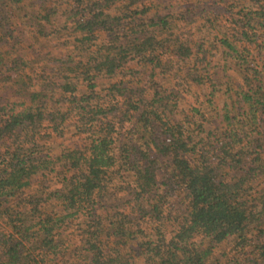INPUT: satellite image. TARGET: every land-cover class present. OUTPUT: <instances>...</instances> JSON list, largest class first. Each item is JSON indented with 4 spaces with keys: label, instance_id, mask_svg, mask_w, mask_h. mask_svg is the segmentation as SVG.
I'll return each mask as SVG.
<instances>
[{
    "label": "trees",
    "instance_id": "trees-1",
    "mask_svg": "<svg viewBox=\"0 0 264 264\" xmlns=\"http://www.w3.org/2000/svg\"><path fill=\"white\" fill-rule=\"evenodd\" d=\"M66 1L62 20L53 0H0V264H55L75 240L71 264H264V0ZM61 31L84 57L53 58ZM191 85L214 115L177 113ZM40 129L78 143L51 158Z\"/></svg>",
    "mask_w": 264,
    "mask_h": 264
},
{
    "label": "rangeland",
    "instance_id": "rangeland-1",
    "mask_svg": "<svg viewBox=\"0 0 264 264\" xmlns=\"http://www.w3.org/2000/svg\"><path fill=\"white\" fill-rule=\"evenodd\" d=\"M53 1L57 2L58 4L62 3L63 6L61 5V7L59 8V11H58V13H59L58 18L60 17L63 20L62 14H63L64 8L67 5V1L66 0H53ZM153 1L157 2V4H162L163 2L169 3L172 0H153ZM220 1L222 2V0H220ZM225 1L228 2V3H225V5L236 6L234 8H237V6H240L241 4L250 6L253 3L252 0H225ZM181 3H183V2L181 1ZM195 19L200 22V26L202 28V31L198 36L203 41H208V42L211 41L212 42V40L217 35V30H215L214 28L211 29L212 26H210L209 21H204L200 17H195ZM219 21H220L219 25L222 26L226 31L230 30L229 28H231V27H230V25L224 23V18H222ZM202 24H204L205 27ZM67 34L68 33H66V31H61V37H58L57 39H54L52 41V44H51V48H52V52H53L52 56H53V58H56V57L63 55V57L65 59L71 56L75 61H77L80 58L84 57V55H82V53H85L83 51V49H85V48L87 49L88 46H81L74 39L75 36H69ZM209 49H210V52L212 54L216 53V58H213L212 55H210V58L208 59L211 62L210 73H212V76H213V74L214 75L216 74L217 79H221V83L225 84V82L228 81V79H229V82H232V83L234 82V84H235L236 78L239 79V76L231 70L228 72H225L224 70H223L224 72L222 71V66H223V63L225 62V60H222V56H221L222 52L217 51L213 44L210 45ZM216 63H217L218 67L213 70L212 66L215 65ZM54 67H55V65L51 64L49 67H45V68H42V67L34 68L32 66V64H30V66L27 68V72H30V74L33 77H38L41 70L45 69L46 74L53 75L57 72L55 69H53ZM237 81H239V80H237ZM191 87H192V89H191L190 93H188V92L186 93L184 90H180V91H182V95H183L182 98H184V101L181 103V107L179 108V111H177V113H179L181 117H184V116L190 117V115H191L190 109L191 108H199V110L201 112H203L204 109L202 106H200L201 102H203L206 105L209 104L208 101H210V93H211L210 89H206V87L196 88L193 85H191ZM48 91H49V93H52L55 96H58L56 87H52ZM79 91L84 92L85 87L84 86L81 87L79 89ZM216 96H217V98L214 99L212 103L215 105L214 102L219 101L223 104L224 100L222 99V97H220V96L218 97V95H216ZM5 97H7V96H4V98ZM231 102L232 101H229V104H231ZM208 107L212 111V112H210V114H207V116L210 117V115H214L216 108H214L212 106V104L211 105L209 104ZM219 108H220V106H219ZM219 108H218V110H219ZM221 113H223L222 110H221ZM237 113H238L237 111L234 112L235 115ZM211 121H213V118H211ZM209 122H210V120H209ZM207 123H208V121H207ZM220 128H221V125H219L216 122H214L212 125L208 123V128L205 131L209 132L211 130L212 133L216 134V132L218 133L220 131ZM39 131H40L39 132L40 135L38 136V141H39L38 143L40 146V150H43L44 154L48 155V153H49V154L53 155V156H50L51 158H56L57 156H55V155H58L61 152H64L66 149L67 150L72 149L73 147H75V144L78 143V141L76 142V136L73 134V132L67 133V135L64 136L63 138L54 139L51 137V135H47L46 134L47 132L44 133V131L41 129ZM207 132H205L204 134H201L200 137L205 136L207 134ZM42 134H44V135H42ZM128 182L131 183V180H128ZM53 186H54V188L59 187L58 181L55 182V184ZM38 189H40V188H38ZM147 226L148 225L146 224V222L145 223L142 222L141 229L147 230V228H148ZM148 232H149V230H148ZM138 236L141 237L143 235L138 234ZM77 246H80V241H78V240L72 241V246L70 247L68 252H65L66 253L65 257L60 259V262H55V264H71V261H72L71 258L73 256L72 252H73V250H75V248ZM224 256H226L227 258H229L231 256L230 248L226 244H222L220 247L216 248V250L214 252V258H212V259L214 262L217 261V259L220 262H223ZM68 258H70V260ZM135 264H139V262L137 261V263H135Z\"/></svg>",
    "mask_w": 264,
    "mask_h": 264
}]
</instances>
